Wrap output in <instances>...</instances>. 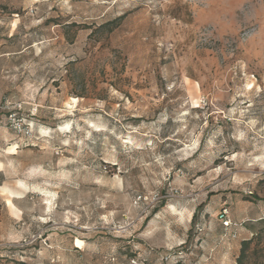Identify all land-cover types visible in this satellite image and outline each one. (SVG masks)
Masks as SVG:
<instances>
[{"label":"rangeland","instance_id":"1","mask_svg":"<svg viewBox=\"0 0 264 264\" xmlns=\"http://www.w3.org/2000/svg\"><path fill=\"white\" fill-rule=\"evenodd\" d=\"M0 161V264H264V0H0Z\"/></svg>","mask_w":264,"mask_h":264},{"label":"built area","instance_id":"2","mask_svg":"<svg viewBox=\"0 0 264 264\" xmlns=\"http://www.w3.org/2000/svg\"><path fill=\"white\" fill-rule=\"evenodd\" d=\"M4 108H6L7 110V123L8 126L14 130L15 132L19 133V134H23L26 136H32L33 135V126L30 122L27 123L25 120V117L21 116V112L22 110H24V107L22 106V104L19 105H14L11 104L10 102H5ZM249 194H252L253 191H248ZM219 217L223 223L224 227H231V226H235V224L233 223L232 219L230 218V211L228 207H224L221 209L220 213H219ZM238 233L235 231V233L233 234V237H237ZM182 251L178 252L177 254L180 256L182 255Z\"/></svg>","mask_w":264,"mask_h":264},{"label":"trees","instance_id":"3","mask_svg":"<svg viewBox=\"0 0 264 264\" xmlns=\"http://www.w3.org/2000/svg\"><path fill=\"white\" fill-rule=\"evenodd\" d=\"M195 216L193 217V220H195ZM249 244H250V240L243 241L242 246H241V254L239 256V263H242V260L244 259L246 255V249L248 248Z\"/></svg>","mask_w":264,"mask_h":264},{"label":"bare ground","instance_id":"4","mask_svg":"<svg viewBox=\"0 0 264 264\" xmlns=\"http://www.w3.org/2000/svg\"><path fill=\"white\" fill-rule=\"evenodd\" d=\"M3 162L0 161V170H2Z\"/></svg>","mask_w":264,"mask_h":264}]
</instances>
